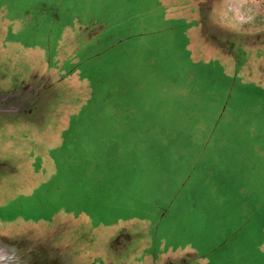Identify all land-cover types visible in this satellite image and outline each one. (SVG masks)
<instances>
[{
  "label": "rangeland",
  "instance_id": "1",
  "mask_svg": "<svg viewBox=\"0 0 264 264\" xmlns=\"http://www.w3.org/2000/svg\"><path fill=\"white\" fill-rule=\"evenodd\" d=\"M0 264H264V0H0Z\"/></svg>",
  "mask_w": 264,
  "mask_h": 264
}]
</instances>
